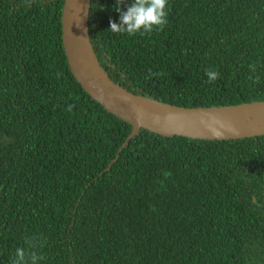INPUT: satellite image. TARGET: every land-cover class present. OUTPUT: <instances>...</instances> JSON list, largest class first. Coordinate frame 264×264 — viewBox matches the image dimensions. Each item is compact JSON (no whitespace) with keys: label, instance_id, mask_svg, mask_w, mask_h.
Segmentation results:
<instances>
[{"label":"trees","instance_id":"1","mask_svg":"<svg viewBox=\"0 0 264 264\" xmlns=\"http://www.w3.org/2000/svg\"><path fill=\"white\" fill-rule=\"evenodd\" d=\"M115 5L88 14L113 82L182 106L264 101V0H169L163 30L131 36L108 30ZM62 6L0 0V264L33 238L38 264H264V134L140 128L120 149L132 125L73 76Z\"/></svg>","mask_w":264,"mask_h":264},{"label":"water","instance_id":"2","mask_svg":"<svg viewBox=\"0 0 264 264\" xmlns=\"http://www.w3.org/2000/svg\"><path fill=\"white\" fill-rule=\"evenodd\" d=\"M91 0H63L61 37L69 68L88 95L107 111L132 125L122 147L140 128L166 135L201 139H230L264 134V101L220 106H182L135 94L113 82L100 64L89 38ZM231 125L221 129L213 120ZM222 132L215 135L208 125ZM114 160V159H113Z\"/></svg>","mask_w":264,"mask_h":264},{"label":"clouds","instance_id":"3","mask_svg":"<svg viewBox=\"0 0 264 264\" xmlns=\"http://www.w3.org/2000/svg\"><path fill=\"white\" fill-rule=\"evenodd\" d=\"M120 5H126V10L120 7ZM168 7L169 0H131V3L126 4V0H116L115 10L119 12V23L114 20H110L108 30L114 33H126L128 35L136 34H148L155 29L163 30V27L168 22ZM252 72H255V67L250 65ZM162 73H153L149 70V77L153 75L159 77ZM205 75L209 81H215L219 73L214 69H207ZM249 79H253L249 76ZM255 83H260V77L255 76ZM73 105H68V111H71ZM214 124H219L221 129H228L235 131V129L224 123L221 120H213ZM212 128L215 135H222V132L213 127L212 124L208 125ZM167 174V173H166ZM37 238H33L29 241V248L17 247L12 255L10 264H38L44 257L37 249L43 247V240L39 243L36 242Z\"/></svg>","mask_w":264,"mask_h":264}]
</instances>
